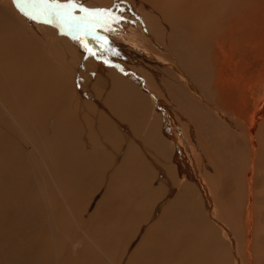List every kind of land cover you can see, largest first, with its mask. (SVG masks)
Returning <instances> with one entry per match:
<instances>
[{"label": "rangeland", "instance_id": "rangeland-1", "mask_svg": "<svg viewBox=\"0 0 264 264\" xmlns=\"http://www.w3.org/2000/svg\"><path fill=\"white\" fill-rule=\"evenodd\" d=\"M130 1L134 4H131ZM136 1L75 0L76 3L88 9H110L120 20L119 23H111V18H108L107 22L111 29L115 28L114 32L112 30L108 33L104 20L93 21L91 24L81 22L78 19L81 13L77 10L74 13L77 19L71 22V27L82 31L89 38L96 39L100 44L103 42L102 45L107 46L105 49L109 50L108 53H113L114 60L118 61L120 56L126 57L129 66L138 71V74L148 75L146 85L153 91V94L145 98L144 112L147 115L144 120L145 124L140 127L126 129L122 137L120 132L124 124H120L121 110L119 111L118 108L111 105L115 117H118L115 120L111 113H109L108 118V111L104 103H92L93 105L82 103L76 110L84 113L89 107H94L96 109H92L93 112L100 109L101 113L100 110H97L98 113H94L97 118H95L93 124H90V128L86 127L88 125L86 117L77 118L80 120L82 131V134H80L84 139L80 144H76V148L73 147V149L75 151L82 150L81 152L84 151L85 153L90 149L107 150L108 152L110 150L103 143L108 140V142L115 143L117 150H119L117 157L120 162H128L127 166L123 165L126 168L124 171L122 169V172L119 171L118 167V171L125 176L127 174L135 176L133 175V169H127L131 165L132 156L136 155L137 157L139 155L143 158V162L147 161L145 163L154 160L157 166L149 167L153 179L151 180L146 172V175L144 173L143 176L140 173V178H144L145 184L153 183L154 188L161 185L162 191L170 197L167 198L165 206L162 207L163 213L167 211V214L170 215V212L174 211L173 203L171 204L173 199L176 200V197L184 198L185 202L183 204L197 205L204 211L205 219H203V215L198 214L203 220L201 231L208 235L210 233L219 235L220 232V235L215 238L216 240L225 237L224 240L226 241L224 243L228 244H226V248L228 247L229 251L227 250V253H229H226L225 256L227 257L224 256V258L230 260V264H232L231 261L234 262V258L226 234L233 238V244L242 251L243 256L240 260L244 264H251L250 261L255 262L252 264H264V0H251L250 5L247 6V0H238L241 7V9L238 8L239 12L233 9V7L236 8V3L229 0H226L227 2L225 0H207L198 9H195L197 7L194 6L196 0H138L137 3ZM140 8L142 9L140 10ZM202 8H204V11H201ZM252 10L255 14L249 15ZM205 11L208 12L207 14L210 17ZM175 14H178V16ZM201 15H205L207 20L204 17L202 18ZM234 15H239V17ZM0 16V18L3 17V15ZM21 16L5 15L8 18L18 17L26 23L29 21L26 30V27L22 25L16 29L17 39L18 37L21 38L22 35L29 34V31L33 34L37 30L38 32L42 31L43 28L40 29L39 26H34L38 22L31 21L26 17L21 18ZM6 21L4 20V22ZM80 23L85 24L80 25L79 28L75 27V24ZM121 23L124 24L122 29L117 27ZM66 25L68 24L66 23ZM8 26L9 24L3 25V27L0 26V40H3V32L16 39L11 26L9 27L12 33L8 32ZM41 26L44 27L45 25ZM116 30L117 32L121 31L122 35L127 34L125 38L133 44L132 47L127 45V41L125 42L116 35L113 36L112 33H115ZM39 37L44 38L45 36L41 33ZM72 38L77 42L83 41L80 37ZM130 38H133V41ZM18 42L22 45V50L20 49L22 52L20 53H24L27 48L32 47L30 46L32 42L24 43L25 41L22 42V39H18ZM1 43L2 41H0V45ZM7 44L9 45L10 42H7ZM53 44L55 47L57 46L56 43ZM36 54L46 61L44 53ZM57 54L63 55V53ZM16 56V53H0V82L2 81L0 83V136L6 138L13 136L19 140V133L23 131V139L17 143L20 148L22 144H26L30 150L32 149V156L36 162L34 168L37 169L38 175L36 176L38 179L49 186V184H53L49 176L51 175L53 180L58 181L61 185L64 183L62 180L66 178V170L62 169L61 163H58L59 161L55 158L57 155L52 153L45 145L50 143L48 142L49 138L50 141L57 139H54L56 137H53L52 134L46 133L48 127L45 128L42 125L44 123H40V119L38 121L33 120L32 117L35 115L36 110V107L33 106L34 97L26 92L24 88L20 89L15 75L9 72L10 65ZM142 59L148 63L142 61ZM93 80L95 81V76H92L89 83L92 84ZM114 83L118 86L134 85L129 80L122 81L120 79H117ZM55 109L57 113L59 110L58 105H55ZM77 119H72L74 123H71L73 124L71 127L74 126L72 127L74 130L77 128V121H79ZM102 119L108 122H103ZM109 121L115 122L113 126L110 123L114 130L108 124ZM38 122L40 125L37 124ZM105 124H108L109 128ZM167 125L170 126L171 130L168 129ZM96 126L100 130L101 128H107L111 133L109 134L107 129V131L101 130L102 132L93 131V127ZM85 128L90 130L86 129L83 133ZM94 132L97 135L95 136L99 138L91 146L87 138L92 135L96 138ZM85 133H88V135H84ZM111 134L114 138L111 137ZM101 136H105L103 139L106 141H102ZM119 140L121 141L119 142ZM96 142L100 143L102 147L95 144ZM32 144L38 147L37 150L41 152L39 153L41 157H43V153L45 154L48 160L47 163L50 164L48 167H44ZM146 145H148L147 149L149 151L146 149ZM125 148H127L126 152L123 151ZM63 151L66 152V150ZM60 154L65 156L62 152ZM51 156H54L55 159H52ZM73 158H70L69 161H73ZM75 160L74 158L73 163ZM120 162L118 163L120 164ZM74 165H76V162ZM30 173L32 178L35 179V175L32 172ZM103 177L105 178V175ZM136 177L138 176L136 175ZM143 178L140 179L141 185H145L142 182ZM145 178H149V180ZM137 179L139 180V178ZM44 182L43 185L39 182V185H41V189L44 186L46 194ZM146 188H149L148 185ZM154 191H156L155 193L158 192L152 190V196L156 195ZM93 192L91 194L95 195L97 190L95 189ZM33 194L36 197L38 196V192L35 190L32 192V196ZM45 196L48 201L61 199L57 188L50 200L47 194ZM95 196L94 201L97 199V194ZM108 196L107 194L105 198H108ZM146 196L147 194L143 195L141 200L130 196L128 199L131 202L129 201L124 208L122 207L119 210L122 211L120 224H112L107 228L102 227L103 232H105L103 234L106 235L107 233L111 240L119 244L117 248L112 249L118 255L121 254V249L124 246L127 248V245L129 247L140 242V240H136L134 243L123 242L122 235L125 236L126 240L132 238L135 225L134 222L132 224L131 220L135 216L136 221H142L143 215L148 211L143 210L145 206H142L147 204ZM205 197L209 198L213 204V208L210 209V217L205 208ZM102 199L104 200L103 197ZM151 202L148 205L150 207L157 200L154 199ZM127 205H134L139 210L132 209ZM85 206L86 204L80 205L75 209V213L82 218L92 215V212L87 213V207ZM155 211L160 216H157L153 222L156 223L160 219L162 222L159 225L164 226L168 223L169 218L165 216L166 219H163L162 212L160 213L156 209ZM98 217L99 215L96 213L95 223L88 225V230L86 228L82 229L87 235L94 227L98 226L96 223ZM59 220H61L60 215L55 224H59ZM0 222H2L1 217ZM222 224L225 226L226 232L224 230V233L226 236L222 233ZM66 226H68L67 222ZM99 227L101 229V226ZM169 228L168 230H170ZM164 231L166 230L164 229ZM167 231L166 233L169 236L170 233ZM184 232L186 235L187 231ZM65 234L66 243L62 238L59 244L60 247L69 245L71 234L69 232ZM185 238V241L183 238L181 240L183 243L189 241L187 236ZM197 246L196 244L193 248L196 249ZM0 247L1 255L5 253L12 257L15 256L16 253L12 254L3 246ZM79 248L76 247L75 250ZM45 250L47 249L45 248ZM196 251H200V249H196ZM195 254L197 255V252L192 257L194 260L196 259ZM228 256L232 257L229 258ZM243 257L246 258L243 259ZM225 259H216L217 264H222L221 262ZM0 261H2L1 264H4L1 257ZM66 263L69 264L67 258Z\"/></svg>", "mask_w": 264, "mask_h": 264}, {"label": "bare ground", "instance_id": "bare-ground-1", "mask_svg": "<svg viewBox=\"0 0 264 264\" xmlns=\"http://www.w3.org/2000/svg\"><path fill=\"white\" fill-rule=\"evenodd\" d=\"M206 1L207 0H202L200 2L199 0H196L195 2H192L196 4L194 6L197 8L195 9H198ZM229 1L236 3V8L233 7V9L234 11L239 12L238 8L241 9V7L238 0ZM137 2L139 1L137 0L136 3ZM250 2L251 0H247L246 6L250 5ZM136 3L135 5H137ZM176 3L178 4V2ZM12 4V0H0V15H3L0 20L2 22L5 20H3L5 15H13L15 17L16 15H21ZM131 4L134 3L131 2ZM141 9L142 8H140V10ZM254 10H252L249 15L255 14ZM201 11H204V8H202ZM205 12L206 14L208 13L207 11ZM140 14L143 15L141 12ZM175 15L178 16V14ZM207 15L210 17L209 14ZM201 16L202 18H207L205 15ZM234 16L239 17V15ZM22 17L25 18L23 15L21 18ZM82 24L85 23H80L78 25L75 24V27L79 28ZM3 25L6 26L7 23L4 22ZM41 25L45 26L43 27ZM19 26L21 25L11 26L16 39L17 35L15 31L19 28ZM34 26H39L40 29H43L39 32L37 30L36 33L34 32L35 34L30 33L29 31V34H26L25 36L22 35L21 38L18 37V39H22V42L25 41L24 43L32 42L30 46L34 48H27L24 53H16L17 56L13 59L9 72L15 75L18 87L20 89L24 88L26 92L34 97L33 99L36 103L34 102L33 106L36 107V110L35 115L32 117L33 120L38 121L40 119V123H44L42 125H44L45 128L48 127L46 133L52 134L53 137H56L54 139L57 140L53 141H50L49 138L48 142L50 143L45 145H47L48 149L52 153L57 155L55 158L59 161L58 163L62 164V169L66 170V178L62 180L64 183L61 185L58 181H54L51 175L49 176L52 179V185L49 184L48 186L43 181L46 186V194L48 195L49 200L53 196L56 188L61 198L48 201V198L45 196L44 186L43 189H41V185H39V182L42 185L43 182H41L36 176L38 173L37 169L34 168L36 162L32 156V149L30 150L26 144H22L20 148V145L17 143L23 139L24 132L22 131L23 134L22 132L19 133V140L13 136L8 138L0 136V217L2 218V222H0V246H3L4 249L10 251L12 254L16 253L15 256L12 257L5 253L1 255L0 251V257L3 259V263L67 264V258L69 264H217L216 259H225L224 256L227 253V250L229 251V249H227L228 247L226 248L228 244L224 243V241H226L224 240L225 237L223 239L216 240L215 238L220 235V232L219 235L216 233H210L208 235L201 231V224L203 220L200 218L201 216H198V214L203 215V219H205V214L199 206L185 205L183 204L185 202L184 198L180 199L176 197L177 201L173 199V202H171V204L173 203L172 205L174 206V211L170 212V215H168L167 211H164L163 213L162 210V207L165 206L164 204L169 197L166 196L167 193L162 191V186L160 185V187L154 188L153 183L145 184L146 182H144L143 177L141 178H143L142 182H144L145 185L140 184V173H142L143 176L146 172L148 174L147 176H150L151 180L153 179V176L149 171V167L157 166V163L154 160L149 161V163H145L147 161L143 162V158L139 157V155H137V157L136 155L132 156L131 165L127 167V169H133V175L135 176H129L128 174L125 176L119 171H124L126 168L123 165L127 166L128 162H120V159L117 157L119 150H117L115 143L108 142L109 140L103 143V145L110 150L108 152L107 150L102 151L90 149L85 153L84 151L81 152L82 150L75 151V149H73V147L76 148V144H80V142L84 139L81 135V123H79L80 120L77 118L86 117L88 123L86 127L90 128V124H93L95 118H97L94 113L97 112V110H100L97 109L93 112L92 109L96 108L89 107L88 110H86V108V111L82 113L81 111L76 110L82 103H104L108 111V118L109 113H111V116L115 120L118 117H115L111 105H113L114 108H118L119 111L121 110L120 114L122 115L120 116L122 117H120V124H124L120 132L121 137L124 135L126 129L143 126L145 124L144 120L147 117L144 112L145 98L153 94V91L146 85L148 75L145 76L143 73L138 74V71L129 66V62H127L126 57L120 56V60L119 58L118 61L114 60L113 53H108L109 50L105 49L107 46L104 47L102 45L103 42L100 44L96 41V39L89 38L82 31L69 27L66 23L63 25L62 29H58L57 27L46 23H36ZM122 26L124 28V24L122 23L117 25L120 29H122ZM114 29L112 28L111 31L113 30L112 32H114ZM41 33L46 38H40L39 35ZM112 34L113 36L116 35V37L123 39L125 42L127 41L128 46L133 45L125 38L127 35L126 33L122 35L123 33H121V31L117 32L116 30V32ZM72 37H80V39L84 41V44L87 45V48L95 51L97 56H89L85 51V48ZM133 38L130 39L133 41ZM1 41L3 42L5 40L3 39ZM53 43H56L57 46L55 47ZM12 44L10 43L8 45L6 42L4 44L2 43L1 46H13L14 44ZM66 48H68V50H66ZM114 50L116 51V49ZM16 52L18 51L16 50ZM0 53H4V49L0 48ZM36 53H44L46 61L39 57ZM57 53H63V55H58ZM142 61L148 63L143 59ZM92 76H95V81L93 80L92 84H90L89 80H92ZM117 79L122 81L129 80L135 86H118L114 83ZM0 83H2V81ZM55 105H58L59 107L57 113ZM95 107L97 106L95 105ZM72 119L79 120L77 121L76 131L72 128L74 126L71 127V125H73L71 123H74ZM102 120H100V122ZM106 121L107 120H103V122ZM110 123L112 126L113 123L115 125V122L112 123L109 121L108 124L110 127ZM37 124H39V122ZM108 124H105V126H108ZM167 127L171 130L169 125H167ZM89 128L83 129V133ZM102 128L101 130L109 131V129H107L109 126L106 128L107 130ZM116 128L117 127L115 126V129ZM99 130L100 128L97 126L93 127V131L102 132ZM112 132L114 133V131ZM95 133L96 132L93 133L94 136L96 135ZM108 133L110 134L111 132L109 131ZM84 135H88V133H85ZM92 136L87 138L88 143L91 146L94 144V141L99 138L96 137L97 135L95 136L96 138ZM111 137H113L112 134ZM101 138L102 141L105 140L103 139L105 136H101ZM2 140L5 141L3 142ZM121 140H119V142ZM95 144H99V147L101 146L98 142ZM32 146L41 159L44 167H48L50 164L47 163L48 160L45 154L43 153V157H41L39 155L41 152L37 150L38 147H36L35 144H32ZM127 148L123 149V151L126 152ZM147 148L148 145H146V149ZM63 150H66V152ZM147 150L149 151V149ZM57 151H59L58 154ZM60 152H62L65 156H62ZM72 157L76 159V165L74 166V158L73 161H69ZM51 158L53 159L54 156H51ZM118 162H120V164ZM121 166L122 168H120ZM30 172L35 175V179L32 178ZM103 175H105V178ZM136 175L138 177H136ZM43 178L46 180L44 175ZM137 178H139V180ZM147 180H149V178ZM147 185L149 188H146ZM95 189L97 190L96 194L98 200L96 199L94 201L96 194L92 195L91 192ZM34 190L38 192L37 197L35 194L32 196V192H34ZM152 190L158 191L157 193L154 191L156 194L155 196H152ZM106 193L109 195L108 198H105V196H107ZM146 194L147 204L142 206H145L143 210H148L147 213L143 215L142 221H136L134 218L135 216H133L131 222L132 224L134 222L135 231L130 240H126L125 236L122 235L123 242L134 243L136 240H140V242L129 247L127 245V248L124 246L121 249V254L118 255L113 252L112 249L117 248L119 244L111 240L107 236V233L104 235L103 233L105 232H103L102 227L107 228L112 224H120L122 211L119 210L122 207L124 208L130 201L128 198L132 196L134 199L137 198L138 200H141L142 196H145ZM154 199L157 200V202H154L155 204L152 205V207L148 206ZM85 204V207H87V213L92 212V215H87L85 218H82L75 213V209L78 206ZM127 206H130V208L132 207V209L139 210L138 207L134 205ZM205 208L210 217V209L213 208V204L211 200L206 197ZM155 209L160 213L162 212L161 216H163V219L165 216L166 218H169V221L167 220L168 223L164 226L159 225L162 222L160 219L158 220L159 222H153L157 216H160V214L157 215ZM130 212L133 214L132 211ZM96 213L99 215L96 219L98 226L94 227L92 231H90V234L87 235L82 229L86 228V230H88L87 226L95 223ZM59 215L61 216V220H59L60 223L55 224ZM66 222L68 226H66ZM163 222H165V220H163ZM99 226H101V229ZM168 227H170V230H168ZM164 229L166 231L168 230L167 232L170 233L169 236ZM221 229L224 236L227 235L226 237L229 239V245L231 246V250L233 252L234 262L231 261V263L244 264L242 260H240L243 256L242 251L235 244H233V238L230 237L229 234L225 235V226L223 224L221 225ZM184 231H187L186 235ZM66 232L71 234L69 238V245L67 247H60L59 244L62 241V238L64 239ZM186 236L189 241L183 243L181 240L182 238L184 240ZM185 240L187 239L185 238ZM64 243H66V240ZM172 244L173 246H171ZM196 244L198 245L196 249H200V251H196V249L193 248ZM54 247L56 248L51 251ZM76 247L80 248L75 250ZM45 248L48 251L45 250ZM195 252H197V255L195 254L196 259L194 260L192 257ZM41 254L43 256H39ZM231 257L232 256L229 258ZM245 258L243 257V259ZM229 261L230 260L225 259L221 263L230 264ZM1 262L2 261H0V264ZM250 263L252 264L255 262L250 261Z\"/></svg>", "mask_w": 264, "mask_h": 264}, {"label": "snow or ice", "instance_id": "snow-or-ice-1", "mask_svg": "<svg viewBox=\"0 0 264 264\" xmlns=\"http://www.w3.org/2000/svg\"><path fill=\"white\" fill-rule=\"evenodd\" d=\"M12 3L20 14L27 19L50 24L58 29H62L65 23L71 27V22L77 19L74 15L77 10L81 13L78 17L81 22L91 24L93 21L104 20L105 28L108 31H111V27L107 22L109 17L111 23L120 22L110 9H88L76 3L75 0H12ZM78 42L85 48L89 56H97V53L88 49L83 41Z\"/></svg>", "mask_w": 264, "mask_h": 264}, {"label": "crops", "instance_id": "crops-1", "mask_svg": "<svg viewBox=\"0 0 264 264\" xmlns=\"http://www.w3.org/2000/svg\"><path fill=\"white\" fill-rule=\"evenodd\" d=\"M1 9H2V7H1ZM5 19V21H6V23L7 24H9V26H18V25H22L23 27L25 26L26 28L25 29H27V27L29 26V24L28 23H26V22H24V21H22V19H20V18H8V17H5V18H3V20ZM9 21V22H8ZM3 23L4 22H2L1 20H0V26L1 27H3ZM13 24V25H12ZM8 26V32H10V33H12V31H11V28ZM2 30H4V28H2ZM4 37H5V39H4ZM0 38H1V35H0ZM2 39H4L5 41H3L2 43L4 44V43H6V42H10L13 46H5V47H2L1 45H0V48H2V49H4V53H20L21 52V47H22V45L18 42V39H17V41H16V39L15 38H13V37H11V36H8V35H6V33L5 32H3V34H2ZM13 40H14V42H13ZM1 41V40H0ZM1 43V44H2ZM14 49H16L18 52H16V50H14Z\"/></svg>", "mask_w": 264, "mask_h": 264}]
</instances>
